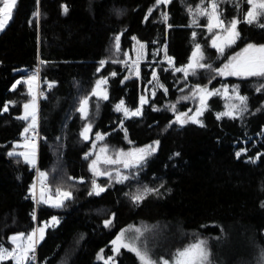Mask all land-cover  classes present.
<instances>
[{
  "label": "trees",
  "instance_id": "1",
  "mask_svg": "<svg viewBox=\"0 0 264 264\" xmlns=\"http://www.w3.org/2000/svg\"><path fill=\"white\" fill-rule=\"evenodd\" d=\"M200 2L171 0L157 6L156 0H16L11 19L0 30V245L11 250L9 237L27 236L56 217L59 223L45 229L31 264H105L112 256L116 264H141L128 249L115 254L111 242L124 229L169 224L182 235L173 242L177 246L173 253L204 241L205 264H261L264 77L220 75L218 70L248 44L264 45V28L260 22H244L246 0L219 4L223 19L241 22L236 43L218 52L211 45L213 33L205 28L206 17L193 22ZM37 11L38 17L34 16ZM163 12L168 14L167 22ZM197 44L206 67L187 76L175 71L188 64ZM161 47L166 49L165 57L171 58V66L163 62ZM133 48L148 62L154 61L157 79L151 80L152 70L145 66L137 75L136 67L127 64ZM38 61L39 83L49 89L39 100L37 162L29 164L23 156L8 153L27 152L24 145L32 130L24 133V129L31 119L18 117L24 115V104L34 95L25 82L34 74L26 71ZM99 79L107 80L106 100L93 95ZM225 84L235 86L247 98L246 111L235 118L217 119L223 100L213 95L200 123L177 122L182 113L190 116L197 109V87L214 91ZM144 89L152 95L141 106ZM84 99L88 101L86 118L78 110ZM120 101L130 111L141 108V114L124 117L115 109ZM4 105H8L6 112ZM86 125L91 126L87 140L81 136ZM97 133L104 138L93 146ZM258 135L261 139L255 144ZM149 145L156 151L131 166L122 182L94 175L89 168L97 155L101 160L116 159L118 153ZM102 148L107 151L101 152ZM242 149L247 152L237 158ZM123 167L122 162L98 164L101 173L109 174ZM36 171L47 176L50 196L56 197L60 189L71 192L72 198L63 207L41 202L38 194L33 199ZM95 179L104 191L89 195ZM144 187L159 192L134 203L132 197ZM105 210L110 227L104 226Z\"/></svg>",
  "mask_w": 264,
  "mask_h": 264
},
{
  "label": "snow or ice",
  "instance_id": "2",
  "mask_svg": "<svg viewBox=\"0 0 264 264\" xmlns=\"http://www.w3.org/2000/svg\"><path fill=\"white\" fill-rule=\"evenodd\" d=\"M171 0H156V5L159 6L161 4L167 5L170 3ZM16 3V0H2V6H0V30H3L8 21L11 19V14L13 7ZM248 10L244 13V22L248 24H253L260 22V27L264 28V0H246ZM239 8V4L236 5ZM63 11L67 13L68 9L65 6H62ZM219 4L218 0H210V3L207 7L201 8L197 5L196 14L202 15L207 17V29L210 33H213L212 36V47L216 48L218 52L223 53L225 47L231 46L232 44L236 43L237 39L239 38V32L237 30L238 24L241 22L237 18H233L231 21H226L222 18L221 12L218 10ZM152 9H149V13H151ZM34 16L38 17L39 12L37 11L34 13ZM145 19H148L146 16ZM162 19L164 22L168 20L167 12L162 13ZM214 30H217L214 32ZM195 36V33H193ZM119 40L120 37L117 35L115 37L116 41V49L119 51ZM143 45H141V48ZM166 53V49H165ZM203 59V56L200 51V45L197 44L193 51L192 57L188 65L184 68H176L175 71L181 72L183 71L187 76L189 70H195L196 68H204L206 67L205 64L200 63ZM166 60L171 65L172 60L170 57L166 56ZM43 63V61H41ZM103 61H101V66H103ZM99 71V69H98ZM220 75H234L240 77H249V76H260L264 77V45H255V44H248L240 53H237L236 57L231 58L229 64H226L223 70H218ZM115 75V73H113ZM137 75H139V69L137 68ZM36 79V76H30L28 81H25L29 84V93L32 94V82ZM153 79H157L155 71H153ZM21 83V81H17V84ZM106 83L105 80L97 81V89L93 90V95L100 96L103 99H108L107 93L99 90L100 85ZM51 86V85H50ZM16 85H13V89H15ZM264 87V86H262ZM227 91V89H225ZM261 89H257L260 91ZM195 91L200 95L201 104L204 105L206 102V97L217 94L215 92L209 91L207 88L197 87ZM233 92H236V89L233 88ZM235 98L239 100V105H232L230 109L222 114L217 116V119H220L221 116H229L231 118H235L236 112L243 113L246 111V101L247 98L236 94ZM187 99V97H185ZM87 99H84L80 102V108L78 109L81 113L82 118H86L87 116ZM147 103L146 99L142 96L141 97V106ZM174 107V106H173ZM8 110V105H4L3 111ZM24 115L18 117V119L28 120L31 117V122L29 123L28 127L24 129V133L29 132V130H34L36 127V96H32V100L29 103L24 104ZM155 110V109H154ZM116 111H123L125 117L128 116H138L141 114V108H137L135 111H130L129 109L124 107V102L121 101L120 104L116 105ZM203 109H197L196 113L192 116H189L187 113H182L180 116L177 117V122L186 123L188 120H191L192 123H199L200 121L197 119L199 115H202ZM181 116L186 117L187 119L182 120ZM201 126H203L201 124ZM91 131V126L86 125L84 130L81 132V136L87 140L88 136L87 133ZM98 140H103V135L100 133L96 134ZM159 142H154V145L158 146ZM25 148H30V152L24 153H15L9 152V156L20 155L23 156L25 162L29 164L35 163V145H29L25 143ZM106 148H102L101 152H106ZM156 151V147L153 145L146 146L142 149H136L130 153H118L116 159H112L109 157H105L101 160V157L97 155V158L93 160L89 168L93 171L94 175H101V174H109V173H101L98 169V164L103 162L106 164H117L123 163L125 168L130 166L138 165L143 160L146 159L147 155L151 154L152 152ZM244 150L242 149L240 152L236 153L237 158H239ZM86 154V158H87ZM178 155V154H176ZM120 157H125L123 161ZM110 175V174H109ZM41 177V184L43 185V181L46 178L45 173H40ZM123 179H127V177H123ZM121 182V181H118ZM92 191L89 192V195L96 194L99 195L100 192L104 191V188L100 187L96 184L95 180L92 181ZM159 189L144 187L141 194L135 195L132 197L134 203H138L140 200L144 198V195L151 194V193H158ZM72 193L68 191H62L57 189L56 199L53 201L51 197L48 200L44 199V188H41V197L40 201L43 203H51L54 207H63L64 201L71 199ZM33 199H35V195L33 192ZM35 219V216H34ZM59 223V220L56 217H52L51 221L47 222L43 227H39L38 229L34 230L32 233L28 234L25 237V234L20 233L17 235H13L9 237V240L15 247L11 250L4 248L3 245H0V261L4 260H12L14 264H31V261L35 259V247L36 245L44 239V232L47 227L55 226ZM112 221L106 220L104 221L105 227H110ZM130 229L122 230L121 233L113 240L111 243L113 245V252L118 254L121 249H128L136 254V256L141 261V264H154L153 261L150 260L146 252H142L139 248L135 246L133 243H129L125 240V232L129 231ZM136 232L139 233L140 230L136 229ZM102 258V257H99ZM208 260V251L205 246L204 241H199L197 243L191 244L188 247L184 248L183 250L177 251L173 258V264H205ZM105 264H116L115 257H108L105 260ZM155 264H169L167 260H162L159 262H155ZM261 264H264V253L261 255Z\"/></svg>",
  "mask_w": 264,
  "mask_h": 264
},
{
  "label": "rangeland",
  "instance_id": "3",
  "mask_svg": "<svg viewBox=\"0 0 264 264\" xmlns=\"http://www.w3.org/2000/svg\"><path fill=\"white\" fill-rule=\"evenodd\" d=\"M233 1H235V0H218V4H221V3L225 4V2L230 3V2H233ZM209 3H210V0H207V1L206 0H201V2L198 5L201 8H205V7H207L209 5ZM219 9H220V7H219ZM196 10H197V7L194 10V14H196ZM201 17H203V16L196 14L193 22H197L199 20V18H201ZM206 19H207V17H206ZM207 23H208V21H207ZM205 28H206V30H208L207 27H205ZM211 45H212V39H211ZM194 49H195V47H194ZM194 49H193V51H194ZM134 50H136V49L133 48V50H132L133 53H132V55L130 57H128L127 64L135 66L136 67V73H137V68L140 69V67H142V66H145V68L152 70L151 71V76H150L151 80H152L153 79V71H155V73H156V67H155L156 65L154 64V61L148 62L146 60V56L144 54L137 53V51H134ZM164 50H165V47H161L158 52L163 56V59H164L163 62L166 63L168 66H171L172 64L170 65L168 63V61L166 60V57L164 55V52H165ZM193 51H192V54H193ZM156 54H158L157 50L154 52V55H156ZM192 54H191L190 58L192 57ZM201 54H202V52H201ZM236 55L237 54L231 55L229 57L228 63H230L231 58L236 57ZM189 61H190V59H189ZM200 63L203 64V59L200 61ZM226 64H227V62L225 63V65ZM186 66H184V67H186ZM184 67H182V68H184ZM196 69H198V68H196ZM181 72L183 74H185L183 71H181ZM192 72H193V70H189L188 74H190ZM236 77H240V76H236ZM28 79H27V81H28ZM101 80H105V79H99L98 81H101ZM27 85H28V88H29V84H27ZM31 87H32V93H34V95L36 96L37 79H35L32 82ZM233 88L236 89V92H233ZM94 89H97V83H96ZM225 89H227V91ZM99 90H102V91L107 93V80H106V83H103V84L100 85V89ZM212 92L217 93V94H214V95L219 96L223 100V109L221 110V112L217 113V116L219 114H222V113L228 111L232 105H234V104L235 105H239L240 104L239 100H237L235 98L236 94L237 93L239 94V92H238L237 88L235 86H233V85L225 84V85L220 86L219 88H217L216 90H214ZM148 95H152V91L144 89L142 94L140 95V101H139L140 105H141V97L143 96L146 99V101H147ZM200 95L201 94L196 93L197 109H203L204 110L205 107H206V102H207V100H208V98L210 96L206 97V102H205L204 105H202L201 104V100H200ZM239 95H241V94H239ZM211 96H213V95H211ZM96 97L102 98L100 96H96ZM120 102L118 104H120ZM115 109H116V107H115ZM197 109L190 116L194 115L196 113ZM87 111H88V103H87ZM117 112H121V114L125 117V114H124L123 111H117ZM37 114H38V104H37V98H36V122H37ZM234 114H235V116H238L240 113L236 112ZM200 118H201V115H199L197 117V119L201 122ZM30 119H31V117H30ZM30 122H31V120H30ZM260 139H261V135H258L257 139L255 140L254 143L256 144L257 142H259ZM100 141H102V140H98L97 137L95 136V139H94V142H93V146L97 142H100ZM242 143L245 144L246 140H242ZM27 144L31 145L30 141H28ZM243 150H244L243 153L247 152L246 149H243ZM30 151H31V149L27 148V152H30ZM92 151H93V149L90 151V154H92ZM24 152H26V150ZM36 162H37V148L35 147V163ZM130 167H128V168L123 167L121 170L114 171L110 175L101 174V175H98V176L99 177L107 176L110 181L119 183L118 181L122 182V181L125 180V179H123V177H127L128 176L129 170H131ZM46 178H47V176H46ZM38 179H39V181H41L40 173L38 175ZM95 182L97 184V180L96 179H95ZM35 186H36V184L33 185V192L34 193L37 192L39 197H41V188L43 187L44 188V199L45 200H48L49 197H51L53 201L56 199V197H53V196L49 195L48 186L47 185L38 186L37 189H36ZM48 204L52 205L51 203H48ZM108 216H109V212H107V210H105L103 218L105 220H108ZM44 225L35 227L34 230L38 229L39 227H43ZM139 230H140L139 233L136 232V229H134V230L132 229V230L126 231L125 232V237H124L125 240L127 242H129V243L135 244V246L137 248H139L142 252H146L148 257L150 258L151 261L154 262V264H155V262H159V261H162V260H167L169 262V264H173V258H174V255L176 254V253H173V251H174L175 247H177V246H175L173 244V242H175V241L177 242V239H179V237H182V235L178 232L177 228L174 227V226H171L169 224H165V225L157 226L155 228H147L146 227V228H141ZM14 235H17V234H14ZM173 238H176V239L171 240ZM169 239H170V241H169ZM13 246L15 247L14 244H13ZM162 253L166 254L167 258H159V259L155 258V255H159V254L161 255ZM140 263H141V261H140Z\"/></svg>",
  "mask_w": 264,
  "mask_h": 264
},
{
  "label": "built area",
  "instance_id": "4",
  "mask_svg": "<svg viewBox=\"0 0 264 264\" xmlns=\"http://www.w3.org/2000/svg\"><path fill=\"white\" fill-rule=\"evenodd\" d=\"M39 64H40V61H38V63L36 65H32L31 68L26 71V73H31V74H34L36 76V79H37L36 98H37L38 107H39V100L44 98V96L46 95V90L49 89L48 86L45 89H43L39 83ZM39 140H40V130H39V124H38V120H37L35 129L31 131V136H30L29 141H30L31 145L34 144L35 147L38 149ZM38 175H39V173L36 171V175H35V179H34V184H36V186H35L36 189L38 188V186L47 185V180H48L47 178H45L43 181V185H42L41 181H39V179H38ZM34 195L37 198V192L34 193Z\"/></svg>",
  "mask_w": 264,
  "mask_h": 264
}]
</instances>
